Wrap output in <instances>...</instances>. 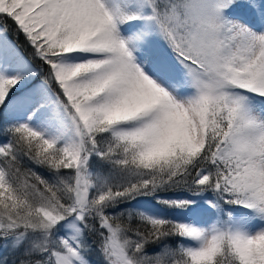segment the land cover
Returning a JSON list of instances; mask_svg holds the SVG:
<instances>
[{
	"label": "snow or ice",
	"instance_id": "1",
	"mask_svg": "<svg viewBox=\"0 0 264 264\" xmlns=\"http://www.w3.org/2000/svg\"><path fill=\"white\" fill-rule=\"evenodd\" d=\"M0 264H264V0H0Z\"/></svg>",
	"mask_w": 264,
	"mask_h": 264
},
{
	"label": "trees",
	"instance_id": "2",
	"mask_svg": "<svg viewBox=\"0 0 264 264\" xmlns=\"http://www.w3.org/2000/svg\"><path fill=\"white\" fill-rule=\"evenodd\" d=\"M21 41H23V37H21Z\"/></svg>",
	"mask_w": 264,
	"mask_h": 264
}]
</instances>
